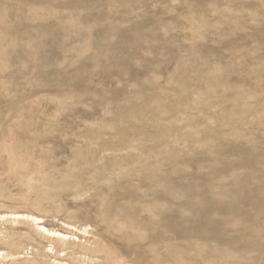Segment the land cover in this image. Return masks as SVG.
<instances>
[{"label":"rangeland","instance_id":"1","mask_svg":"<svg viewBox=\"0 0 264 264\" xmlns=\"http://www.w3.org/2000/svg\"><path fill=\"white\" fill-rule=\"evenodd\" d=\"M0 217V264H264V0H0Z\"/></svg>","mask_w":264,"mask_h":264},{"label":"bare ground","instance_id":"2","mask_svg":"<svg viewBox=\"0 0 264 264\" xmlns=\"http://www.w3.org/2000/svg\"><path fill=\"white\" fill-rule=\"evenodd\" d=\"M3 137V136H1ZM77 145V144H76ZM80 145V144H79ZM3 216V215H2ZM6 216V215H5ZM4 217V216H3ZM2 217V218H3ZM1 218V217H0ZM8 218V217H7ZM36 220H39L38 218H36ZM43 229V227H41ZM44 231H46L47 233H52L53 235L52 236H56L57 239L59 240H62L64 239V241H66L67 239L69 240L70 237H68L66 234L64 233H61V232H49L48 230L44 229ZM99 253V251H98ZM107 253V252H106ZM1 255V254H0ZM64 255V254H63ZM119 255L118 254H115V255H111L109 253L106 254V257H105V260H104V263L103 264H119L117 262V259H118Z\"/></svg>","mask_w":264,"mask_h":264}]
</instances>
